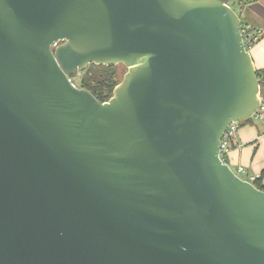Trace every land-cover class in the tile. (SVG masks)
<instances>
[{
  "label": "water",
  "instance_id": "obj_1",
  "mask_svg": "<svg viewBox=\"0 0 264 264\" xmlns=\"http://www.w3.org/2000/svg\"><path fill=\"white\" fill-rule=\"evenodd\" d=\"M228 0H0V264H264V191L223 158L264 89ZM127 71L101 103L70 76Z\"/></svg>",
  "mask_w": 264,
  "mask_h": 264
},
{
  "label": "crops",
  "instance_id": "obj_2",
  "mask_svg": "<svg viewBox=\"0 0 264 264\" xmlns=\"http://www.w3.org/2000/svg\"><path fill=\"white\" fill-rule=\"evenodd\" d=\"M248 4L241 9L245 23L263 31L261 39L250 51L257 70H264V0H247ZM228 165L242 173L249 181L252 177L264 175V122L254 119L253 122L241 125L227 156ZM237 171V172H236Z\"/></svg>",
  "mask_w": 264,
  "mask_h": 264
},
{
  "label": "trees",
  "instance_id": "obj_3",
  "mask_svg": "<svg viewBox=\"0 0 264 264\" xmlns=\"http://www.w3.org/2000/svg\"><path fill=\"white\" fill-rule=\"evenodd\" d=\"M247 4V0H241L239 5L241 6V9H243L246 7ZM242 25H246L243 19ZM124 75H121L119 73V65L115 67H106L92 64L84 72H82V78L79 88L88 90L90 93H92V95H94V97H96L98 101L104 103L112 98L114 89L118 84L122 82H120V78H122V76L124 78ZM257 78L260 86L264 89V70H257ZM251 122H253V120L240 124L245 125ZM225 162L228 164L227 158L225 159ZM263 179L264 175L260 176L254 182V185L260 190H264Z\"/></svg>",
  "mask_w": 264,
  "mask_h": 264
},
{
  "label": "built area",
  "instance_id": "obj_4",
  "mask_svg": "<svg viewBox=\"0 0 264 264\" xmlns=\"http://www.w3.org/2000/svg\"><path fill=\"white\" fill-rule=\"evenodd\" d=\"M232 1H233L232 2L233 4L239 5L241 0H232ZM228 4L231 6L230 0H228ZM241 34H242L244 46H245L246 50L250 52L252 50V48L255 46V44L257 42H259V40L261 39L263 31L256 28L255 26L246 24L245 26L242 25ZM252 119L253 120L256 119V120H259L261 122H264V94L263 93L261 94V97H260V106H259L257 112L254 114ZM240 126H241L240 123L231 124L230 127L228 128L225 136L223 137V158H222V160L224 162H225V159L227 158V156L229 155V152H230L231 147H232V141L236 137ZM244 172H245L244 168H240L238 171V173H244ZM238 173H236V174L238 175ZM258 178L252 177L249 180V182L254 184V182ZM263 185H264V179H263Z\"/></svg>",
  "mask_w": 264,
  "mask_h": 264
},
{
  "label": "rangeland",
  "instance_id": "obj_5",
  "mask_svg": "<svg viewBox=\"0 0 264 264\" xmlns=\"http://www.w3.org/2000/svg\"><path fill=\"white\" fill-rule=\"evenodd\" d=\"M232 2H233V1L230 0V4H231L232 8L236 11V13H237L239 16L242 17L243 21L246 22V21H245V17H244V16L242 15V13H241V6H240V5H235V4H233ZM126 71H127V69H126L125 67L119 65V73H120L121 75H124V73H125ZM81 78H82V73L78 74V75L75 76V77L70 76V80L72 81V83H74V84H75L76 86H78V87H80ZM122 80H123V76H122V78H120V82H121ZM236 172H237V171H236ZM238 175H239L240 177L244 178V179L247 178V177H245L242 173H238Z\"/></svg>",
  "mask_w": 264,
  "mask_h": 264
}]
</instances>
